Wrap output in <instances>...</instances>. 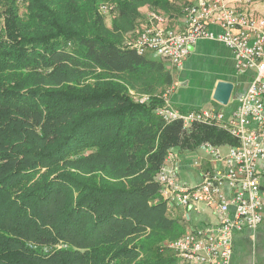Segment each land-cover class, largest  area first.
Wrapping results in <instances>:
<instances>
[{
  "label": "trees",
  "instance_id": "16d2710c",
  "mask_svg": "<svg viewBox=\"0 0 264 264\" xmlns=\"http://www.w3.org/2000/svg\"><path fill=\"white\" fill-rule=\"evenodd\" d=\"M102 1L0 0V264H187L168 245L188 223L162 166L238 144L164 119L172 71L124 43L142 6L170 17L186 2L112 0L109 27Z\"/></svg>",
  "mask_w": 264,
  "mask_h": 264
},
{
  "label": "built area",
  "instance_id": "2783aa9c",
  "mask_svg": "<svg viewBox=\"0 0 264 264\" xmlns=\"http://www.w3.org/2000/svg\"><path fill=\"white\" fill-rule=\"evenodd\" d=\"M250 3L251 0H187L179 28L171 25L164 11L148 10L141 30L124 41L140 55L151 52L176 68L183 66L191 46L202 40L215 41L233 51L239 70L253 71L245 95L228 120L219 111L172 106L173 87L164 93L166 103L158 110L167 121H182L184 128L197 123L214 125L238 140L225 155L210 142L200 146L222 164L204 171L198 184L180 179L176 153L170 152L162 166L158 180L161 195L169 205L183 211L210 207L218 217L215 224L188 227L169 242V247L187 264H230L234 235L258 227L264 220V196L257 168L258 161L264 158V15L254 13ZM102 7L108 9L107 5ZM149 99V95L139 97L142 103ZM194 163L200 166L198 160Z\"/></svg>",
  "mask_w": 264,
  "mask_h": 264
},
{
  "label": "crops",
  "instance_id": "0c3cea01",
  "mask_svg": "<svg viewBox=\"0 0 264 264\" xmlns=\"http://www.w3.org/2000/svg\"><path fill=\"white\" fill-rule=\"evenodd\" d=\"M249 8L257 15H264V0H251ZM183 20V12L171 13L172 26L181 27ZM189 60L191 66L197 60V63L214 64L215 62L217 74L211 72L206 76H200L198 80H202V83L197 82L196 87L193 88L188 81L191 75L186 73V64ZM178 69H180V77L178 83L174 81L170 95L172 106L184 110L219 111L223 113L226 120L231 118L233 111L238 107L240 99L245 95L253 76L252 70L241 71L238 69L236 56L231 49L210 40L197 42L183 66ZM219 80H228L235 84L231 101L227 106H223L213 99V92ZM229 146L218 147V149H227V152H224L225 155L229 151ZM182 156V159L179 158V176L182 181L190 184L200 183L204 171L222 164L201 149L196 152H188ZM196 160L200 162V166L194 163ZM257 168L260 174L261 192L264 196V158L258 161ZM180 211L186 217L188 227L200 228L215 224L218 221V217L210 207H203L199 211H183L181 209ZM230 264H264V220L258 227L246 228L234 235Z\"/></svg>",
  "mask_w": 264,
  "mask_h": 264
},
{
  "label": "rangeland",
  "instance_id": "374dc122",
  "mask_svg": "<svg viewBox=\"0 0 264 264\" xmlns=\"http://www.w3.org/2000/svg\"><path fill=\"white\" fill-rule=\"evenodd\" d=\"M187 1V0H186ZM185 0H182L180 1L179 3L182 5L184 4V2H186ZM103 5H107L108 6V9H103ZM20 7H22V9L20 10V12L22 13L23 12V6L21 5ZM149 8L147 6H142V12L143 14L145 15L147 10ZM100 12L102 14H104L105 16V20H106V24L109 26V27H112V22L114 20V18L116 17L117 13H116V6L114 4V1L112 0H103L100 4ZM0 21H2V18H0ZM144 21H145V17L142 19V20H138V22L136 23V25L129 30L128 33L125 34V39L124 41L129 38V37H135L138 33L139 30H141L143 24H144ZM2 22H0V26H1ZM147 57H154V58H157L158 60H162L163 62H165V65L168 69H170L173 73V76L175 77V82L178 83V80H179V77H180V69L176 68V67H173L168 61H166L165 59L163 58H160V57H157L155 56L153 53L149 52L147 53ZM198 61V60H197ZM197 61L195 63H193V65L191 66V62L190 60L187 62V70H186V73H189L191 76L188 78V81L190 83V86L192 85L193 88L196 87V83L199 82V83H202V80H198L200 79V76H206L208 74H210L211 72L213 74H217V66H216V63L214 62V64H210V63H197ZM213 70V71H212ZM174 82V83H175ZM173 83V84H174ZM167 88V87H166ZM165 88L164 91H167ZM172 94V93H171ZM147 94H142L141 96L139 97H143ZM220 152L222 154H224V152H227V149H222L220 150ZM180 159H182V155L181 156H178Z\"/></svg>",
  "mask_w": 264,
  "mask_h": 264
},
{
  "label": "water",
  "instance_id": "95a60500",
  "mask_svg": "<svg viewBox=\"0 0 264 264\" xmlns=\"http://www.w3.org/2000/svg\"><path fill=\"white\" fill-rule=\"evenodd\" d=\"M194 49V46L190 47V50ZM235 90V84L228 80H219L216 83L213 99L223 106L229 105L233 92Z\"/></svg>",
  "mask_w": 264,
  "mask_h": 264
}]
</instances>
